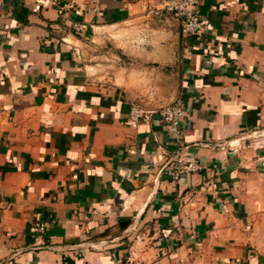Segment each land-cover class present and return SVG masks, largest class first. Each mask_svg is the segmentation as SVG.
Wrapping results in <instances>:
<instances>
[{
    "label": "crops",
    "instance_id": "crops-1",
    "mask_svg": "<svg viewBox=\"0 0 264 264\" xmlns=\"http://www.w3.org/2000/svg\"><path fill=\"white\" fill-rule=\"evenodd\" d=\"M160 3L0 0V264H264V0Z\"/></svg>",
    "mask_w": 264,
    "mask_h": 264
},
{
    "label": "built area",
    "instance_id": "built-area-1",
    "mask_svg": "<svg viewBox=\"0 0 264 264\" xmlns=\"http://www.w3.org/2000/svg\"><path fill=\"white\" fill-rule=\"evenodd\" d=\"M199 3L200 0H161L159 9L176 19L182 35L200 36L203 32V23L198 11ZM146 113H149V111H145L138 105H133L129 111L131 124L136 125ZM159 115L169 130L179 138L180 126L185 116L182 102L176 100L172 104L159 109ZM198 169L197 164L188 162L181 155H177L166 167L167 175L173 180ZM38 229H42V226H39Z\"/></svg>",
    "mask_w": 264,
    "mask_h": 264
},
{
    "label": "rangeland",
    "instance_id": "rangeland-1",
    "mask_svg": "<svg viewBox=\"0 0 264 264\" xmlns=\"http://www.w3.org/2000/svg\"><path fill=\"white\" fill-rule=\"evenodd\" d=\"M244 143H245L244 144L245 146H249V145L255 146V147L263 146L264 145V132L259 131L253 136L247 137Z\"/></svg>",
    "mask_w": 264,
    "mask_h": 264
}]
</instances>
